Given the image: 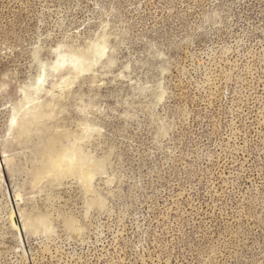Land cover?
Masks as SVG:
<instances>
[{
  "label": "rangeland",
  "instance_id": "1",
  "mask_svg": "<svg viewBox=\"0 0 264 264\" xmlns=\"http://www.w3.org/2000/svg\"><path fill=\"white\" fill-rule=\"evenodd\" d=\"M0 264H264V0H0Z\"/></svg>",
  "mask_w": 264,
  "mask_h": 264
},
{
  "label": "bare ground",
  "instance_id": "2",
  "mask_svg": "<svg viewBox=\"0 0 264 264\" xmlns=\"http://www.w3.org/2000/svg\"><path fill=\"white\" fill-rule=\"evenodd\" d=\"M40 84V83H39ZM75 151V150H74ZM73 150L71 151V149H67V150H59V152H57L55 155L52 156V165H53V169L56 170V172H78L79 169H81V160L79 157H81L80 155H78L79 153L76 154V152H74ZM78 155V156H77ZM80 161V162H79ZM84 163V162H83ZM69 172V173H70ZM73 172V173H74Z\"/></svg>",
  "mask_w": 264,
  "mask_h": 264
}]
</instances>
